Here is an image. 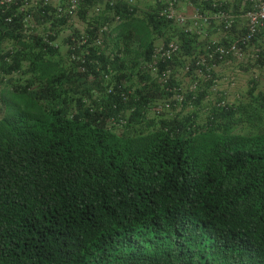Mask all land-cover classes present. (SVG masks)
Returning a JSON list of instances; mask_svg holds the SVG:
<instances>
[{"label": "trees", "instance_id": "16d2710c", "mask_svg": "<svg viewBox=\"0 0 264 264\" xmlns=\"http://www.w3.org/2000/svg\"><path fill=\"white\" fill-rule=\"evenodd\" d=\"M14 12H0V37L22 36ZM151 20L127 30L149 57ZM20 51L0 49V84L15 96L0 115V264H264V132H236L229 106L197 125L195 112L146 119L143 93L57 98L61 73L43 57L28 71L45 90L8 76L29 59ZM108 63L91 47L86 68ZM123 102L153 128L111 130Z\"/></svg>", "mask_w": 264, "mask_h": 264}, {"label": "rangeland", "instance_id": "374dc122", "mask_svg": "<svg viewBox=\"0 0 264 264\" xmlns=\"http://www.w3.org/2000/svg\"><path fill=\"white\" fill-rule=\"evenodd\" d=\"M105 1L84 0L77 13H69L63 0H47L46 4L45 0H38L37 5L28 7L20 14L22 17L30 13L32 15V18L25 22V25H28L27 32H20L22 36L19 39L9 36L0 37L2 51L20 49V52L29 58L23 61L20 70L8 76L12 77L16 83L29 84L32 89L36 90H45L46 84L43 80L34 71H28L30 58L43 57L46 61L56 65V73H61L60 81L57 83L58 92L61 95L56 96L57 98L64 95V92L65 95L70 92L68 95L82 98L88 105L99 104L104 100L114 101L119 98L121 91H127L129 97L143 93L146 94L145 97L148 100L145 101L143 109L146 119H166L167 116L174 118L176 115L184 114L185 116L195 112L199 115L197 125L208 119L213 108H223L219 103L225 100L227 106L238 111L234 126L236 132L244 134L264 132V30L256 39L255 47L261 49L257 59L247 56L241 61L216 66L212 80L200 83L196 97L205 93L200 105L194 101L193 92L190 89L197 77L193 72H185V67L192 60L193 55L210 39H221L227 43L231 38H236L243 32L245 20L242 15L245 8H241V0H236L239 4L235 2L239 9L234 7V11L239 16L235 26L229 31L215 23L206 28L189 30L190 23L181 25L160 22L157 24L150 21L153 47L158 49L166 46L174 38H178L182 44L181 54L170 64L173 70L170 80L172 86L184 93L186 101L183 105L174 104L169 112L160 113L157 107L171 98V95L160 85L158 72L145 68V63L149 61L146 47L140 44L138 38L128 37L127 30L135 28L138 20H150L161 5L154 0H134L132 13L129 7L123 4H118L120 12L117 7L115 10L110 8H105L103 11L98 10V6H104ZM213 1L225 2L226 0ZM199 4L200 0H180L178 7L179 10L191 15ZM201 7L206 12L213 10L208 5ZM59 8L64 9L63 15L56 12ZM114 14H120L122 21H117ZM105 26L107 30L102 32V27ZM25 28L22 26L21 31ZM93 30L94 32L91 33L90 31ZM88 37L89 42H85ZM37 39L41 40L40 44L36 43ZM99 40L102 42L100 43ZM91 46H97L105 55L104 58H107L110 68L108 72L104 71L105 68L101 70L96 68L99 73L95 75L88 67L82 70L79 62L72 58L73 53L84 56ZM98 65L103 66L104 62L101 61ZM115 84L117 85L116 96H111L108 91ZM6 88L10 89L7 84H0L2 94L0 115L7 111L6 103L15 100L14 94ZM125 105L126 103L122 107L121 114L129 120V123L118 127L114 124L115 119L112 115L107 120V126L110 129L119 134H132L146 132L153 128L151 127L153 123L142 122L139 118L132 119V103ZM73 114L74 110L70 111V116Z\"/></svg>", "mask_w": 264, "mask_h": 264}, {"label": "built area", "instance_id": "2783aa9c", "mask_svg": "<svg viewBox=\"0 0 264 264\" xmlns=\"http://www.w3.org/2000/svg\"><path fill=\"white\" fill-rule=\"evenodd\" d=\"M69 6L70 12H75L82 0H65ZM122 2L131 3L133 0H119ZM163 3V9L159 12V16L165 18L167 21L175 22L181 25L187 23L191 24L189 30L201 29L208 27L213 23L223 27L229 31L234 26L238 19L239 14L234 10V7L226 6V3L220 1L212 2V11L206 12L201 6L194 8L193 13L188 15L179 10L180 0H154ZM209 0H201L202 5H207ZM242 8L245 11L242 17L245 20V27L243 32L234 37L227 43H223L219 39H210L195 55L193 62L195 63V74L197 81H195L190 89L195 92L198 89L200 82H209L213 78V72L216 66L221 64H229L234 61H241L247 56H251L253 59H257L260 56L261 49L255 47L256 39L259 33L264 30V0H241ZM34 0H0V12L8 11L15 5H20L21 8L28 7L34 4ZM111 6L115 4L114 0L109 2ZM228 7H230L228 9ZM7 20H11L8 17ZM181 51V43L176 38L168 43L167 46L157 49L152 57V61L148 64L149 68L154 71H158L159 63L161 61H172L174 57ZM191 65L186 66L187 71H191ZM171 75V69H167L159 79L163 85L169 80ZM167 90L173 92V96L170 102H166L164 105L158 107V111L162 109H170L173 102L183 103L185 101V95L179 93L171 87H166ZM112 89H110V92ZM125 96V94H123ZM220 106H225L226 101L223 100L219 103ZM117 125H123L126 123L125 119H120L119 122H114Z\"/></svg>", "mask_w": 264, "mask_h": 264}, {"label": "clouds", "instance_id": "9594fccd", "mask_svg": "<svg viewBox=\"0 0 264 264\" xmlns=\"http://www.w3.org/2000/svg\"><path fill=\"white\" fill-rule=\"evenodd\" d=\"M35 1V5H37L38 4V0H34ZM46 2H45V4L47 3V0H45ZM65 3H66V5H67V11L69 12V13H77V11H78V9L81 7V5H82V3H83V1L84 0H82V2L80 3V5H79V7H78V9L75 11V12H70L69 11V6H68V4H67V2L65 1V0H63ZM111 0H106L105 2H104V6H98V10H104L105 8H110V9H116V7L118 6V4H123V5H127L128 7H129V9H130V11H131V13L133 12V10H134V8H133V6L135 5V1L133 0V2H131V3H127V2H122V1H119V0H114L115 1V4L113 5V6H111L110 4H109V2H110ZM156 3H159L160 5H161V8L159 9V10H157V11H155V13H153L154 14V16H152V17H154L155 19H156V21H159V22H161V23H165V22H170V23H175V22H171V21H167V20H165V18H163V17H160L159 16V12L163 9V3L162 2H159V1H155ZM212 2H214L213 0H209V2H208V6L209 7H212ZM221 2V1H220ZM224 3H226V2H224ZM34 4H32V5H29L28 7H32ZM191 4H193V3H191ZM199 6H203L202 5V3H201V0H200V4H199ZM13 7H15V12L14 13H12V14H9V16L8 17H11V20H12V18H13V16H16L17 14H22V12L23 11H26L27 9H28V7H24V8H21L20 7V5H15V6H13ZM13 7H11L10 8V11H12L13 10ZM4 12V11H3ZM56 12H58L59 13V15H63V12H64V9L63 8H59ZM114 16H116V20L117 21H122V17H121V15L120 14H114ZM7 17V18H8ZM33 17H34V15H33ZM6 18V19H7ZM23 18V27L25 28V26H26V28L24 29V31H21V32H27V26L28 25H25V22L27 21V20H30L31 18H32V15H31V13L30 14H26L25 16H23L22 17ZM10 20V21H11ZM144 20H146V19H144ZM148 21V20H147ZM146 21V22H147ZM128 24V23H127ZM105 29L107 30V27L105 26V27H102V32H105ZM51 38H54L52 35L50 36ZM175 39V38H174ZM178 39V38H177ZM232 39V38H231ZM230 39V40H231ZM173 40V39H172ZM172 40H170V41H172ZM179 40V39H178ZM220 41H222L223 43H224V41L223 40H221V39H219ZM229 40V41H230ZM169 41V42H170ZM180 41V40H179ZM85 42H89V37H88V39H86L85 40ZM99 42L101 43L102 42V40H99ZM168 42V43H169ZM180 43H181V41H180ZM207 43V42H206ZM205 43V44H206ZM204 44V45H205ZM168 45V44H167ZM166 45V46H167ZM203 45V46H204ZM98 46H101V45H98ZM181 46H182V44H181ZM202 46V47H203ZM91 47H95V50H96V54H97V56L98 57H104L105 55L99 50V48H97V46H91ZM91 47H89V51L84 55V56H80V55H76L75 53H73V59L74 60H77L78 62H79V64H80V66H81V68H82V70H86V58L88 57L87 55L88 54H91ZM162 47H165V46H162ZM201 47V48H202ZM161 48V47H160ZM182 48V47H181ZM200 48V49H201ZM159 49V48H158ZM199 49V50H200ZM157 49H156V47H154L153 48V52H152V55L149 57L148 56V58H149V61L148 62H146L145 63V68H149V66H148V64L152 61V57H153V54H154V52L156 51ZM181 52H182V49H181V51L174 57V59L172 60V61H161L160 63H159V68H158V81L160 82V85L163 87V89L168 93V94H170L171 95V98H172V96H173V92H171L170 90H167V88L166 87H171L173 90H174V92L175 91H177V92H179V90H178V88H176L175 86H172V84H171V80H170V78H171V75H170V77H169V80H168V82L166 83V85H163L162 84V81L159 79V77L169 68V69H171V74H172V72H173V70H172V68L170 67V64L173 62V61H175L176 60V58L181 54ZM10 53H13V51H10ZM197 53V52H196ZM195 53V54H196ZM194 54V55H195ZM194 55H193V57H192V60L187 64V65H191V71H187L186 70V67H185V72L186 73H191V72H193L194 74H195V63L193 62V60H194ZM105 59L107 60V58L105 57ZM112 59H114V57H112ZM102 61V60H101ZM100 60H98V59H96V62H97V64H100V62H101ZM161 63H165V66H164V68H163V70H161V67H160V64ZM186 65V66H187ZM107 67H108V69L110 70V68H109V63L107 64ZM98 69H100V68H98ZM152 69V68H151ZM161 70V71H160ZM105 71V70H104ZM214 73V72H213ZM195 76H196V74H195ZM197 77V76H196ZM212 80V79H211ZM195 81H197V79L195 80ZM194 81V82H195ZM200 83H203V82H200ZM200 83H199V85H200ZM198 88H199V86H198ZM112 89V91L110 92V89H109V94L110 93H113L114 92V87H112L111 88ZM198 90V89H197ZM197 90L195 91V92H193L192 94V96H193V98H195L196 99V92H197ZM1 92V91H0ZM179 93H181V92H179ZM123 94H125V96H123ZM183 95H184V93H182ZM121 96L126 100L127 99V96H126V93H121ZM136 97V96H135ZM1 98H2V96H1V93H0V101H1ZM171 98H169L166 102H170L171 101ZM185 101H186V97H185ZM184 101V102H185ZM166 102H164L162 105H164ZM183 102V103H184ZM183 103H177L176 101H174L173 102V105L174 104H181V105H183ZM173 105L171 106V108H173ZM160 106V105H159ZM158 106V107H159ZM225 106H227V105H225ZM224 106V107H225ZM158 107H157V111H158ZM223 107V106H222ZM171 108L168 110V109H166V108H164V109H162L161 111H158L159 113L160 112H163V111H171ZM1 117V116H0ZM125 119L126 120V123H124L123 125H117V124H115L116 126H121V127H123V126H125V125H127L128 123H129V120L128 119H126L121 113H119V115H117V116H114V118L113 119H115V121L114 122H119V120L120 119ZM112 130V129H111ZM114 132H116V131H114ZM117 133V132H116ZM117 134H119V133H117ZM119 135H122V134H119Z\"/></svg>", "mask_w": 264, "mask_h": 264}, {"label": "crops", "instance_id": "0c3cea01", "mask_svg": "<svg viewBox=\"0 0 264 264\" xmlns=\"http://www.w3.org/2000/svg\"><path fill=\"white\" fill-rule=\"evenodd\" d=\"M226 5H232L233 7H235L236 9H239V7L235 4V2H237V4H239L238 1L236 0H226ZM242 8V7H241Z\"/></svg>", "mask_w": 264, "mask_h": 264}]
</instances>
